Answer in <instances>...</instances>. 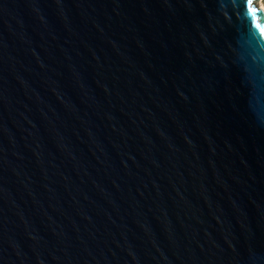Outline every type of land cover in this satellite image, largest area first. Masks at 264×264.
Here are the masks:
<instances>
[{
  "label": "water",
  "instance_id": "1",
  "mask_svg": "<svg viewBox=\"0 0 264 264\" xmlns=\"http://www.w3.org/2000/svg\"><path fill=\"white\" fill-rule=\"evenodd\" d=\"M258 0H0V264H264Z\"/></svg>",
  "mask_w": 264,
  "mask_h": 264
},
{
  "label": "bare ground",
  "instance_id": "2",
  "mask_svg": "<svg viewBox=\"0 0 264 264\" xmlns=\"http://www.w3.org/2000/svg\"><path fill=\"white\" fill-rule=\"evenodd\" d=\"M257 5L262 9V11H263V13H264V6H263L261 3H259V2H258Z\"/></svg>",
  "mask_w": 264,
  "mask_h": 264
},
{
  "label": "rangeland",
  "instance_id": "3",
  "mask_svg": "<svg viewBox=\"0 0 264 264\" xmlns=\"http://www.w3.org/2000/svg\"><path fill=\"white\" fill-rule=\"evenodd\" d=\"M258 2L264 6V0H258L256 3L258 4Z\"/></svg>",
  "mask_w": 264,
  "mask_h": 264
}]
</instances>
